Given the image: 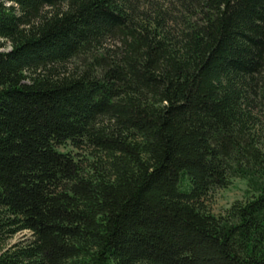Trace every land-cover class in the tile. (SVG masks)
I'll return each instance as SVG.
<instances>
[{"label": "trees", "instance_id": "obj_1", "mask_svg": "<svg viewBox=\"0 0 264 264\" xmlns=\"http://www.w3.org/2000/svg\"><path fill=\"white\" fill-rule=\"evenodd\" d=\"M0 40V264H264V0H0Z\"/></svg>", "mask_w": 264, "mask_h": 264}, {"label": "rangeland", "instance_id": "obj_2", "mask_svg": "<svg viewBox=\"0 0 264 264\" xmlns=\"http://www.w3.org/2000/svg\"><path fill=\"white\" fill-rule=\"evenodd\" d=\"M10 50L11 47L9 44L0 40V52L6 53ZM71 150L72 148L70 146L61 149V151ZM255 196L256 195L252 194L248 189L246 181L233 179L226 188L210 193L206 200L203 201V207L209 214L224 216L233 205H243L251 201ZM31 238V233L28 231L16 233L5 240L2 249L3 251L11 249L17 243L21 241L28 242Z\"/></svg>", "mask_w": 264, "mask_h": 264}]
</instances>
